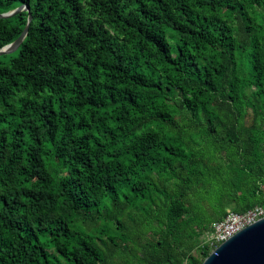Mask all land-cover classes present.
Here are the masks:
<instances>
[{"label":"trees","instance_id":"obj_1","mask_svg":"<svg viewBox=\"0 0 264 264\" xmlns=\"http://www.w3.org/2000/svg\"><path fill=\"white\" fill-rule=\"evenodd\" d=\"M0 264H201L264 204V0H0ZM233 204L230 210L226 208Z\"/></svg>","mask_w":264,"mask_h":264},{"label":"water","instance_id":"obj_2","mask_svg":"<svg viewBox=\"0 0 264 264\" xmlns=\"http://www.w3.org/2000/svg\"><path fill=\"white\" fill-rule=\"evenodd\" d=\"M23 10L27 8L20 6L0 14V19L12 17ZM30 20L31 16L28 15L21 34L15 41L0 49V56L17 49L27 33ZM201 264H264V217L220 243L209 252Z\"/></svg>","mask_w":264,"mask_h":264},{"label":"built area","instance_id":"obj_3","mask_svg":"<svg viewBox=\"0 0 264 264\" xmlns=\"http://www.w3.org/2000/svg\"><path fill=\"white\" fill-rule=\"evenodd\" d=\"M263 217L264 204L243 213L229 212L222 220L211 223L210 232L206 237L211 251L223 241Z\"/></svg>","mask_w":264,"mask_h":264},{"label":"rangeland","instance_id":"obj_4","mask_svg":"<svg viewBox=\"0 0 264 264\" xmlns=\"http://www.w3.org/2000/svg\"><path fill=\"white\" fill-rule=\"evenodd\" d=\"M233 207V204L229 205L226 209L230 210ZM207 237V236H206Z\"/></svg>","mask_w":264,"mask_h":264}]
</instances>
